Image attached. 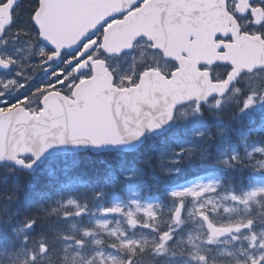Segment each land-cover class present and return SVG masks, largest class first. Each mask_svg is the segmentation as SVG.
Segmentation results:
<instances>
[{"label":"snow or ice","instance_id":"obj_1","mask_svg":"<svg viewBox=\"0 0 264 264\" xmlns=\"http://www.w3.org/2000/svg\"><path fill=\"white\" fill-rule=\"evenodd\" d=\"M0 264H264V0H0Z\"/></svg>","mask_w":264,"mask_h":264}]
</instances>
